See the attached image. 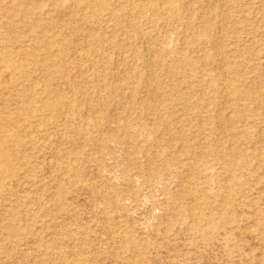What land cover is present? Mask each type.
<instances>
[{
  "label": "rangeland",
  "instance_id": "1",
  "mask_svg": "<svg viewBox=\"0 0 264 264\" xmlns=\"http://www.w3.org/2000/svg\"><path fill=\"white\" fill-rule=\"evenodd\" d=\"M0 264H264V0H0Z\"/></svg>",
  "mask_w": 264,
  "mask_h": 264
},
{
  "label": "bare ground",
  "instance_id": "2",
  "mask_svg": "<svg viewBox=\"0 0 264 264\" xmlns=\"http://www.w3.org/2000/svg\"><path fill=\"white\" fill-rule=\"evenodd\" d=\"M109 10V9H108ZM113 11V10H112ZM141 33V32H140ZM149 38V37H148ZM78 52V51H77Z\"/></svg>",
  "mask_w": 264,
  "mask_h": 264
}]
</instances>
